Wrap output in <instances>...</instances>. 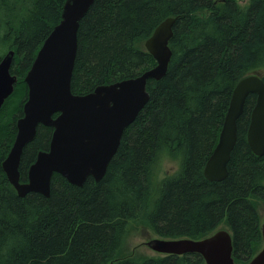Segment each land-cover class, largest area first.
Wrapping results in <instances>:
<instances>
[{"label": "trees", "instance_id": "1", "mask_svg": "<svg viewBox=\"0 0 264 264\" xmlns=\"http://www.w3.org/2000/svg\"><path fill=\"white\" fill-rule=\"evenodd\" d=\"M14 1L0 0V7L14 15ZM66 1L31 0L14 16L16 24L6 22L19 82L0 112V264H205L199 254H129L127 241L139 228L164 239H202L226 228L236 264L250 262L263 243L264 156L255 155L247 139L256 96L238 121L228 177L211 182L204 171L235 87L248 75L264 79V0L245 6L238 0H96L80 23L73 92L89 93L155 66L144 43L176 17L168 72L148 82L150 101L125 130L101 181L90 177L79 187L54 174L49 198L20 197L1 163L24 115V79ZM52 135L53 128L38 127L24 149L23 178L50 148ZM165 161L178 162V169L162 177Z\"/></svg>", "mask_w": 264, "mask_h": 264}, {"label": "water", "instance_id": "2", "mask_svg": "<svg viewBox=\"0 0 264 264\" xmlns=\"http://www.w3.org/2000/svg\"><path fill=\"white\" fill-rule=\"evenodd\" d=\"M95 1L65 2L61 22L45 40L25 78L29 94L23 107L24 116L18 121L13 148L2 163L8 181L20 197L38 193L49 198L54 174L79 187L89 176L101 181L120 147L125 129L136 121L150 101L148 82L160 81L167 74L173 57L167 45L174 36L175 19L162 23L146 42V49L158 64L155 69L144 71L135 79L100 86L88 95L72 93L80 21ZM14 57L15 52L10 50L0 61V108L18 82L11 71ZM250 95H256V104L248 127L249 143L256 155L264 156V81L253 74L245 77L233 91L219 144L205 167L204 175L210 181L221 182L228 177L227 166L238 140V121ZM40 125L53 128L50 148L39 152L37 161L28 170V182L21 184V158ZM262 239L263 249L246 264H264V224ZM145 245L163 255L199 254L206 264H236L228 229L198 242L149 238Z\"/></svg>", "mask_w": 264, "mask_h": 264}, {"label": "rangeland", "instance_id": "3", "mask_svg": "<svg viewBox=\"0 0 264 264\" xmlns=\"http://www.w3.org/2000/svg\"><path fill=\"white\" fill-rule=\"evenodd\" d=\"M238 2L240 3L241 6H245L248 4V0H238ZM30 5H31V0H21V1L17 0V1L12 2V4H10V7H15L14 15H10L11 10H8L7 8H5L3 6L0 7V60L10 50V42L6 41L4 39V36L7 34L6 22L10 19V21L13 24H16L17 19L14 20V16L17 15V17H18L19 15L24 14L25 13V7L27 6V8H29ZM203 14H199V16L205 18L206 17L205 15L209 14V11H206ZM144 47H145V43H144ZM15 91H16V89H15ZM72 91H73V89H72ZM14 93H16V92H14ZM75 94H77V93H75ZM81 95H84V94H81ZM15 101L18 102L19 99H16ZM6 106L7 105L4 104V106L2 107L0 112L2 110L4 111ZM20 117H22V116H18L17 119H19ZM7 153L8 152L5 153L3 161L7 158V156H8ZM177 169H178V162H176V161H165L162 164L161 176L163 177L165 175L168 176L170 174H173ZM258 209L260 211V214L262 216V220L264 223V203H260ZM222 229H224V228H222ZM150 237L160 238L155 233L144 231L141 228H139L137 231L132 233L129 240L127 241V246L129 247V254L146 255L149 257L162 256L161 254L156 253L155 251H153L152 249H150L148 246L145 245V241H147ZM260 249L261 250L263 249V243H262V246Z\"/></svg>", "mask_w": 264, "mask_h": 264}, {"label": "bare ground", "instance_id": "4", "mask_svg": "<svg viewBox=\"0 0 264 264\" xmlns=\"http://www.w3.org/2000/svg\"><path fill=\"white\" fill-rule=\"evenodd\" d=\"M248 1H249V0H248ZM204 11H205V10H204ZM86 15H87V14H86ZM86 15H85V16H86ZM203 15H204V14H203ZM85 16H84V17H85ZM84 17H83V18H84ZM83 18H82V19H83ZM82 19H81V21H82ZM168 19H175L176 22H177V19H178V18H176V17H170V18H168ZM168 19H166V20H165L164 22H162V23H165ZM81 21H80V23H81ZM176 22H175L174 25L172 26V30H173V32H174V27H175ZM162 23H161V24H162ZM161 24H160V25H161ZM160 25H159V26H160ZM159 26H158V27H159ZM54 28H55V27H54ZM150 38H151V37H150ZM150 38H149V39H150ZM149 39H147L146 42H147ZM146 42H145V48H146ZM170 42H171V41H170ZM43 45H44V44H43ZM43 45H42V46H43ZM78 47H79V45H78ZM167 47L170 49V51H171L172 54H173V51H172V49H171L170 44H168ZM13 51L15 52V50H13ZM147 51H148V50H147ZM77 53H78V50H77ZM15 55H16V52H15ZM76 57H77V56H76ZM14 58H15V57H14ZM153 58H154V57H153ZM154 59H155V58H154ZM1 60H2V59H1ZM155 61H156V60H155ZM13 62H14V61H13ZM156 62H157V61H156ZM75 63H76V61H75ZM157 66H158V64L156 63L155 66H153V67H151V68H149V69H150V70H153V69H155ZM12 67H13V64H12ZM12 67H11V71H12ZM74 68H75V66H74ZM149 69H147V70H149ZM168 69H169V68H168ZM147 70H146V71H147ZM73 72H74V71H73ZM167 72H168V71H167ZM12 73H13V72H12ZM28 73H29V72H28ZM13 75L17 76V75L14 74V73H13ZM27 75H28V74H27ZM258 75L262 78L261 74H258ZM248 76H249V75H248ZM26 77H27V76H26ZM26 77H25V78H26ZM138 77H139V76H138ZM138 77H136V78H138ZM246 77H247V76H246ZM17 78H18V76H17ZM72 78H73V77H72ZM134 79H135V78H134ZM243 79H244V78H243ZM243 79H242V80H243ZM242 80H241V81H242ZM262 80L264 81L263 78H262ZM24 81H25V79H24ZM122 81H123V80H122ZM241 81H240V82H241ZM118 82H120V81H118ZM240 82H239V83H240ZM115 83H116V82H115ZM101 86H105V85H101ZM98 87H100V86H98ZM98 87H96L95 90H96ZM147 88H148V84H147ZM235 88H236V87H235ZM15 89H16V86H15ZM15 89H14V92H15ZM95 90H94V91H95ZM234 90H235V89H234ZM71 91H72V82H71ZM94 91L89 92V93H86V94H84V95H88V94H90V93H93ZM14 92H13V94H14ZM72 93H73V91H72ZM13 94H12V95H13ZM73 94H75V93H73ZM12 95H11V96H12ZM76 95H81V94H76ZM11 96H10V97H11ZM250 96H252V95H250ZM250 96H249V97H250ZM254 96H256V95H254ZM10 97H9V98H10ZM249 97H248V98H249ZM9 98H8V99H9ZM248 98H247V99H248ZM8 99H7V100H8ZM7 100H6V101H7ZM246 101H247V100H246ZM4 104H5V103H4ZM255 104H256V102H255ZM245 105H246V102H245ZM3 106H4V105H2V107H3ZM2 107L0 108V110L2 109ZM244 109H245V106H244ZM228 111H229V109H228ZM251 112H252V111H251ZM243 113H244V112H243ZM227 114H228V112H227ZM242 115H243V114H242ZM242 115H241V116H242ZM23 116H24V115H23ZM23 116H22V117H23ZM22 117H20V118L17 120V130H18V121H19L20 119H22ZM226 117H227V115H226ZM225 120H226V118H225ZM130 125H131V124H130ZM128 127H129V126H128ZM128 127H127V128H128ZM127 128H126V129H127ZM126 129H125V130H126ZM37 133H38V128H37ZM36 136H37V134H36ZM237 137H238V125H237ZM35 138H36V137H35ZM247 139H248V143H249V129H248V132H247ZM14 142H15V141H14ZM28 144H29V143H28ZM218 144H219V142H218ZM218 144H217V146H218ZM217 146H216V148H217ZM249 146H250V143H249ZM12 148H13V146L11 147V150H12ZM216 148H215V149H216ZM250 148H251V146H250ZM11 150H10V152H11ZM251 150H252V148H251ZM45 151H47V150H45ZM10 152H9V154H10ZM40 152H41V151H40ZM252 152H253V150H252ZM253 153H254V152H253ZM9 154H8V156H9ZM38 154H39V153H38ZM254 154H255V153H254ZM255 155H256V154H255ZM8 156H7V158H8ZM211 156H212V155H211ZM22 157H23V155H22ZM37 158H38V156H37ZM210 158H211V157H210ZM210 158H209V160H210ZM5 160H6V159H5ZM5 160H4V161H5ZM209 160H208V161H209ZM36 161H37V159H36ZM36 161H35V162H36ZM230 161H231V159H230ZM230 161H229V163H230ZM21 162H22V158H21ZM35 162H34V163H35ZM34 163H33V164H34ZM207 163H208V162H207ZM229 163H228V166H227V168H228V174H229ZM206 165H207V164H206ZM89 177H90V176H89ZM93 177H94V176H93ZM94 179H95V178H94ZM87 180H88V179H87ZM87 180H86V181H87ZM208 180H209V179H208ZM95 181H96V180H95ZM209 181H210V180H209ZM96 182H97V181H96ZM211 182H214V181H211ZM85 183H86V182H85ZM85 183H84V184H85ZM52 185H53V183L51 182V188H52ZM12 186H13V185H12ZM83 186H84V185H83ZM83 186H81V187H83ZM13 187H14V186H13ZM14 189H15V190L17 191V193L19 194V191H18L15 187H14ZM51 192H52V191H51ZM50 196H51V195H50ZM263 224H264V223H263ZM263 224H262V226H263ZM224 229H226V228H224ZM220 231H221V229L215 231L213 234H216V233H218V232H220ZM211 235H212V234H211ZM211 235H209V236H211ZM209 236H206V237H204V238H202V239H191V238H180V239H183V240H192V241L198 242V241H202V240L208 238ZM150 238H152V237H150ZM180 239H173V240H180ZM232 241H233V237H232ZM153 251H154V250H153ZM155 252H156V251H155ZM156 253H158V252H156ZM158 254H161V253H158ZM161 255L164 256L163 254H161ZM166 255H167V256H171V255H175V254H172V253H166ZM186 255H187V254H186ZM176 256H177V255H176ZM183 256H184V255H183ZM232 257L234 258V254L232 255ZM234 260H235V259H234ZM235 263H236V262H235ZM205 264H206V262H205Z\"/></svg>", "mask_w": 264, "mask_h": 264}, {"label": "flooded vegetation", "instance_id": "5", "mask_svg": "<svg viewBox=\"0 0 264 264\" xmlns=\"http://www.w3.org/2000/svg\"><path fill=\"white\" fill-rule=\"evenodd\" d=\"M13 74V73H12ZM18 82H19V78H18ZM18 82H17V84H16V87L18 86ZM27 86V85H26ZM28 88V87H27ZM28 94H29V92H28ZM27 99H28V97H27ZM2 163H3V161H2ZM2 163H1V167H2ZM20 169H21V164H20ZM3 170V169H2ZM4 172V171H3ZM5 174V173H4ZM6 175V174H5ZM90 177H92V178H94L93 176H90ZM90 177H88V179L90 178ZM28 182V171H27V177L26 178H23L22 177V173H21V170H20V183L21 184H24V183H27ZM10 184V183H9ZM11 185V184H10Z\"/></svg>", "mask_w": 264, "mask_h": 264}]
</instances>
